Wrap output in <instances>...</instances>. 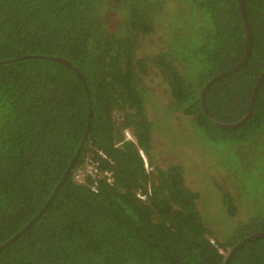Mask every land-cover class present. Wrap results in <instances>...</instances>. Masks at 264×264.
<instances>
[{
    "label": "trees",
    "instance_id": "1",
    "mask_svg": "<svg viewBox=\"0 0 264 264\" xmlns=\"http://www.w3.org/2000/svg\"><path fill=\"white\" fill-rule=\"evenodd\" d=\"M244 3L250 56L205 93L224 121L246 113L264 71V0ZM149 38L153 60L140 48ZM246 51L239 0H0V264H226L264 230V150L251 148L264 138V77L236 127L213 121L201 92ZM45 53L74 62L90 86L86 139L90 99L80 76L56 60L14 59ZM154 66L169 98L152 117L142 81ZM177 112L187 125L171 117ZM87 159L111 180L75 181ZM209 171L221 188L202 197L198 175L208 183ZM232 174L238 183L229 185L222 176ZM228 264H264V236Z\"/></svg>",
    "mask_w": 264,
    "mask_h": 264
},
{
    "label": "rangeland",
    "instance_id": "2",
    "mask_svg": "<svg viewBox=\"0 0 264 264\" xmlns=\"http://www.w3.org/2000/svg\"><path fill=\"white\" fill-rule=\"evenodd\" d=\"M121 20H122L121 18H118V20L115 19L114 22H115L116 27H114V28L120 29ZM149 39H151V40H147L146 42L141 44L140 48H142L144 46L148 47L149 52L147 53V55H148L147 57L153 60V59H155L154 51L157 50L158 46H156V40L155 39H153V38H149ZM150 71H151L150 75H147L143 79L142 86L144 88V91L146 93H148V97H149L148 102L150 103L151 109H149L148 114H150L152 117H154V115H156L155 109L156 110L161 109L162 111H165L164 108H161V104L163 105L164 101H168L169 94L167 92V88H165L164 84L162 83L160 74L156 75V66H154ZM177 113H180V112H177ZM177 113H174L171 116V117L178 116L175 118L176 122H178V123L184 122L185 123V121H189V120H186L185 117L181 115L182 113H180V115ZM189 128L187 127V129H189ZM197 131H199V130H197ZM125 133H126L127 138H129V139L135 138L133 133L131 131H129L128 129L125 131ZM153 141L156 142L155 137H154ZM157 141L164 143L163 139H157ZM206 147H207V145L205 144L203 147L200 148V150L205 151L208 148V147L207 148ZM231 147H233V145ZM231 147H229V148H231ZM261 147H263L261 150H264V138H262L259 141H255V143L253 144V146L251 148L253 151H259V149ZM233 148L235 150V147H233ZM190 151L193 154L192 150H190ZM195 153H196V151H195ZM181 156L183 158V163H185V165H187V167H191L192 161L194 162V160L192 159L193 156L188 154V153L181 154ZM233 167L235 168V170L233 169ZM233 167H232L233 171L240 172L236 165H234ZM255 168H256V166L253 162L250 166V173L248 174V178L250 177L249 179H251V181H254L253 178L255 176V173L253 172V170H255ZM191 174L195 175V173H191ZM214 174L215 173L213 171H209L208 176H204L208 183H205V181L203 179H201L200 176L198 175L196 187L199 191H201L202 197L206 194L207 190H208V193H211L213 190H215L217 188H221V184H222L221 180L218 179ZM222 177H223V179H225V182H227V184H229V185H232L231 183H235V184L238 183L234 174H232V178L225 177V176H222ZM255 189H256V191H258L260 188H255ZM216 195H218V194L217 193L212 194V198ZM211 199H209L210 201H212V202L209 201L211 204H208V205L206 204V208H208V206H209L211 208V210H213L214 205L218 201V198L212 199V200ZM251 199H252V197H251ZM253 200H256L255 197ZM213 214L215 217L217 216V214H215V213H213ZM212 215H211V217H212ZM220 217H221V215H220ZM221 220H223V217H221ZM231 220L232 219H230V221ZM219 227H221L220 224H219Z\"/></svg>",
    "mask_w": 264,
    "mask_h": 264
},
{
    "label": "water",
    "instance_id": "3",
    "mask_svg": "<svg viewBox=\"0 0 264 264\" xmlns=\"http://www.w3.org/2000/svg\"><path fill=\"white\" fill-rule=\"evenodd\" d=\"M239 3H240V6H241V9H242V13H243V16H244V21H245V25H246V32H247V51L243 57V59L237 63L235 66H233L232 68L222 72V73H219L217 75H215L214 77H212L211 79H209L204 85H203V88H202V92H201V105L203 107V109L205 110V112L207 113V115L213 120L215 121L218 125L220 126H223V127H236L238 125H240L245 119H247L250 114L252 113V110H253V106L255 104V101H256V97H257V94H258V89L260 87V84H261V81L264 77V71L260 74L258 80L256 81V85H255V88H254V92H253V95H252V99L250 101V104L248 106V109L246 111V113L241 117L239 118L238 120H235V121H224L222 119H219L218 117H216L211 111L210 109L207 107L206 105V101H205V93H206V90L207 88L218 78L228 74V73H231L239 68H241L248 60L249 56H250V53H251V46H252V32H251V26H250V20H249V16H248V12H247V9H246V6H245V3H244V0H239ZM28 57H43V58H48V59H51V60H56V61H59V62H62L66 65H68L69 67H71L81 78V80L83 81L87 91H88V95H89V99H90V112H89V119H88V126H87V129H86V133H85V138H87V134H88V131L90 130V127H91V118H92V100H91V95H90V86L88 85L87 81H86V78L85 76L83 75L81 69L74 63L72 62L71 60L67 59L66 57H63V56H60V55H54V54H25V55H22V56H19L17 58H14V59H22V58H28ZM14 59H8V60H4L3 62H6V61H12ZM81 148H82V145L80 146V148L78 149L77 153L74 155L73 157V160L71 162V164L68 166V169H67V172L65 173V176L69 173H73L72 172V169L74 167V165L76 164V160L78 158V155L81 151ZM58 188V187H57ZM41 213H39L35 218L34 220L40 215ZM30 225V223L28 224V226ZM27 228V227H25ZM261 236H264V230L263 231H259V232H256L254 233L253 235L245 238L243 241H241L240 243H238L232 250L231 252L229 253L228 255V259H227V263H229L232 255L234 254V252L241 246L243 245L245 242H247L248 240H251L253 238H256V237H261ZM14 239V237L12 238Z\"/></svg>",
    "mask_w": 264,
    "mask_h": 264
},
{
    "label": "built area",
    "instance_id": "4",
    "mask_svg": "<svg viewBox=\"0 0 264 264\" xmlns=\"http://www.w3.org/2000/svg\"><path fill=\"white\" fill-rule=\"evenodd\" d=\"M140 153H141V156L144 160L146 167L148 168L150 166V163H149V159L146 153L141 148H140ZM98 173L108 174L109 175L108 179L111 180V175L108 171L102 172V170L98 167V165L94 161L87 159L85 163L81 167H79L74 173V179L77 182H84L88 175H96ZM137 195L141 199L146 198V195L142 194V192H138Z\"/></svg>",
    "mask_w": 264,
    "mask_h": 264
},
{
    "label": "clouds",
    "instance_id": "5",
    "mask_svg": "<svg viewBox=\"0 0 264 264\" xmlns=\"http://www.w3.org/2000/svg\"><path fill=\"white\" fill-rule=\"evenodd\" d=\"M126 138H127V136H126ZM127 139H129V138H127ZM130 140H133V141H137V139H136V137L133 139H130ZM142 149V148H141ZM139 152H140V148H139ZM145 152V151H144ZM146 153V152H145ZM141 154V153H140ZM147 155V154H146ZM148 157V156H147Z\"/></svg>",
    "mask_w": 264,
    "mask_h": 264
}]
</instances>
